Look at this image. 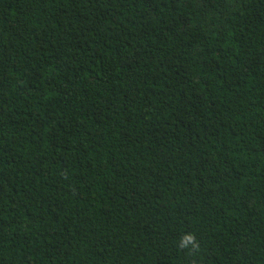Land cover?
<instances>
[{
  "label": "trees",
  "instance_id": "16d2710c",
  "mask_svg": "<svg viewBox=\"0 0 264 264\" xmlns=\"http://www.w3.org/2000/svg\"><path fill=\"white\" fill-rule=\"evenodd\" d=\"M0 264H264V0H0Z\"/></svg>",
  "mask_w": 264,
  "mask_h": 264
},
{
  "label": "clouds",
  "instance_id": "9594fccd",
  "mask_svg": "<svg viewBox=\"0 0 264 264\" xmlns=\"http://www.w3.org/2000/svg\"><path fill=\"white\" fill-rule=\"evenodd\" d=\"M194 237L192 235H185L181 240V247H187L190 243L194 242Z\"/></svg>",
  "mask_w": 264,
  "mask_h": 264
}]
</instances>
